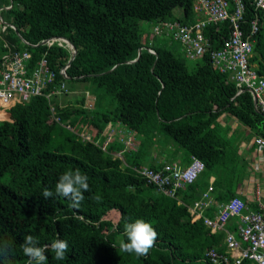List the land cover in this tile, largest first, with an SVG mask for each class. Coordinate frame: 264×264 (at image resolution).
Segmentation results:
<instances>
[{
    "label": "trees",
    "instance_id": "trees-1",
    "mask_svg": "<svg viewBox=\"0 0 264 264\" xmlns=\"http://www.w3.org/2000/svg\"><path fill=\"white\" fill-rule=\"evenodd\" d=\"M192 3L0 0V16L16 30L3 34L8 45L27 48L31 62L46 52L57 82L89 81L93 86L89 98L84 94L69 102L66 93L48 102L34 95L0 114V242L12 245L9 264H28L21 249L27 235L36 237L40 246L57 238L68 242L64 260H56L49 249L45 264H211L204 259L205 249H223V231L210 232L201 218L192 219L187 207L201 198L210 176H214L209 190L212 204L238 196L236 188L248 169L238 145L248 134L264 138V114L254 109L248 90L237 93L229 75L212 68L208 53L189 69L183 55L143 37V21L192 22ZM243 3L244 27L254 18L258 27L249 61L264 76V12L254 7L253 0ZM175 8L177 16L172 13ZM213 27L204 33L218 47L228 29L225 24L214 32ZM18 35L29 45L22 44ZM50 36L64 37L75 49L65 77L58 70L70 53L56 44H40ZM4 50L1 42L0 53ZM221 113L241 126L232 134H243L228 136L216 121ZM115 123L141 137L135 149H125L120 156L113 155L121 153L120 144L101 148L104 127ZM83 131L89 132L88 140L79 136ZM160 135L173 143L171 156L182 164L192 156L204 164L199 176L173 197L157 191L133 170L144 166ZM147 166L155 167L151 162ZM76 170L88 176L89 190L80 205L72 207L69 199L55 194V185L60 175ZM45 188L53 191V197L41 195ZM96 195L102 198L99 202L93 200ZM213 213L209 207L205 214ZM136 219L150 223L158 233L147 256L119 248L122 240L127 242L125 223ZM237 220L229 219L226 227L234 229Z\"/></svg>",
    "mask_w": 264,
    "mask_h": 264
},
{
    "label": "built area",
    "instance_id": "built-area-1",
    "mask_svg": "<svg viewBox=\"0 0 264 264\" xmlns=\"http://www.w3.org/2000/svg\"><path fill=\"white\" fill-rule=\"evenodd\" d=\"M10 5L2 8L6 9ZM253 5L264 12V0H253ZM192 12L194 18L190 23H181L175 19L152 22V37H163L178 42L183 56L189 60L199 59L208 53L212 68L228 74L235 83L237 93L243 89L248 90L252 98H255L257 110L264 114V76L259 75L249 61L253 37L258 28L257 19H252L247 27H244L243 0H193ZM225 24L228 29L226 37L218 47H215V40L207 36L204 30L208 26H214L212 30L218 32ZM11 30L16 31L12 24L0 16V34ZM18 37L22 44L29 45L20 35ZM41 42L46 46L52 44L62 46L69 53L73 51L71 43L61 36H50ZM149 43H152L151 38ZM4 47L6 50L0 53V114H3L5 108L18 101H26L34 95L43 96L50 102L54 97H60L68 92L65 81L55 80L56 73L47 64L46 52L31 62L27 48L17 49L14 45H8L6 41ZM146 49L154 54L152 48ZM66 67L65 64L58 70L62 77H65ZM84 94L89 98L87 92ZM87 106L90 107V104L88 103ZM50 110L53 112V105L50 106ZM53 119L57 121L58 117ZM118 124L106 125L105 140L101 143L102 149H105L115 136V127ZM65 127L72 130L68 125ZM129 135L124 140V144L133 147L131 146L133 135ZM79 136L85 140L90 138L89 133H80ZM253 142L259 149L264 148V138L255 136ZM117 156H120V152ZM203 169L202 161L194 156L190 157L183 167L163 162L154 168L147 165L133 168L146 183L170 197L175 196L178 188L192 183ZM210 188L211 186L202 193L200 199L187 207L192 219L201 218L210 232L223 231L224 234L223 249L206 248L204 259L211 264H240L243 260L264 264V210L248 209L238 196L212 204L208 194ZM255 193L258 195L259 191L256 190ZM209 207L214 208L212 216L202 213ZM231 218L238 219L234 229L226 227Z\"/></svg>",
    "mask_w": 264,
    "mask_h": 264
},
{
    "label": "clouds",
    "instance_id": "clouds-1",
    "mask_svg": "<svg viewBox=\"0 0 264 264\" xmlns=\"http://www.w3.org/2000/svg\"><path fill=\"white\" fill-rule=\"evenodd\" d=\"M88 176L81 174L79 170L67 171L59 176L55 185V194L69 199L72 207H78L84 200V192L89 190L87 183ZM45 199L53 197V191L45 188L41 194ZM102 198L99 195L93 200L99 202ZM124 234L127 242L123 240L119 244L122 252L135 253L136 256H147L154 247L158 233L153 226L143 219H136L134 222L125 223ZM23 254L28 258V264H45L48 257L45 255L49 249L55 254L56 260H64L69 251L68 242L57 238L50 245H39V241L32 235H27L21 244ZM12 245L7 241L0 242V257L3 264H9L8 257L12 252Z\"/></svg>",
    "mask_w": 264,
    "mask_h": 264
},
{
    "label": "crops",
    "instance_id": "crops-1",
    "mask_svg": "<svg viewBox=\"0 0 264 264\" xmlns=\"http://www.w3.org/2000/svg\"><path fill=\"white\" fill-rule=\"evenodd\" d=\"M263 97H264V92H263ZM216 121L221 127L225 128L228 136L234 131V129L238 128V125H236L235 120L229 117L228 115H226L225 113H221L217 117ZM105 130H106V126L104 127L101 133L103 137L105 136ZM115 130H116L115 136H117V134L120 135L121 132L123 135H120V137L124 136L125 132L120 124H118V126L115 127ZM254 137H255L254 135L248 134L247 137H245V139H242L239 142L238 145V152L243 156L244 160L246 161L248 169L246 171L245 178L237 186L236 193L238 194V197L244 201L248 209H251V206H255L257 207V209L264 210V148L259 149L257 147V145L253 142ZM118 153L119 151L113 153V155L117 156ZM151 154H152L151 163L154 164L155 166L163 162H167L183 167L188 163L186 162L185 164H182V160H180L179 157L174 158L173 156H170L169 159H165V158L162 159L161 156L156 155L154 148L151 150ZM213 179L214 176H210L208 178L207 188L205 189V191L208 189V187L211 186ZM256 190L259 191L258 195H256L255 193ZM210 191L208 192V194L211 199ZM206 212H208V208H206L202 213L204 215H207L205 214Z\"/></svg>",
    "mask_w": 264,
    "mask_h": 264
},
{
    "label": "rangeland",
    "instance_id": "rangeland-1",
    "mask_svg": "<svg viewBox=\"0 0 264 264\" xmlns=\"http://www.w3.org/2000/svg\"><path fill=\"white\" fill-rule=\"evenodd\" d=\"M172 13H173V15L177 16V15H179V10L177 8H175V9H173ZM3 17H4V20L8 22L7 18L4 15H3ZM151 26H152L151 21H143L141 23V29H142L143 37H146L148 40H150L149 39V37H150L152 39V42L154 45L155 44L163 45V46L167 47L168 49H170L175 55H183L181 45L178 42L173 41V40H169L168 38H163V37H157V36L152 37ZM14 35H16V37H17V34L14 33ZM1 42H4L3 34H0V43ZM196 62H199V59L189 60V59L185 58V63L189 69H191V67ZM66 85L68 88V92H67V95L65 96L64 99H65V101L68 100L69 102H74L75 99H78L81 96H83L84 92L89 91L92 93V91H93L92 90L93 86L91 85V83L89 81H68V82H66ZM236 125H238L237 122H236ZM240 128H241V126L238 125V129L236 128L237 129L236 131H238ZM123 130L125 132L124 136L120 137V135H123L121 132L120 135L117 134V136H113L112 139L109 141L110 144L116 143V144L121 145L120 147H122L123 149L121 150L120 154H123L122 152H124L125 149L126 150L130 149V148L135 149L138 140H140V138H141L138 135H136L135 132H132V131L130 132L129 130H127V128H123ZM241 132L242 131H239L237 133L234 132L235 134L234 133L233 134L235 136H238V134H240ZM83 133H84V131H83ZM129 134L133 135V138L131 137V142H132L131 146H133V147H130V146L124 144V140L126 139L125 137H127V136L129 137L130 136ZM242 134H243V132H242ZM120 138L121 139L124 138V139L121 140ZM98 140H100V138ZM104 140L105 139H103V141ZM114 140H116V141H114ZM165 143H167V144H165ZM171 146H173V143L169 140V138L165 135H160L159 140L157 141L156 146L154 148L156 155L161 156L162 159H164V158L169 159L171 156L170 155L171 154L170 152L172 149ZM159 150H162L163 153L160 154ZM151 157H152V154H150V156L145 159L146 161L144 162V165H147L148 163L151 162Z\"/></svg>",
    "mask_w": 264,
    "mask_h": 264
},
{
    "label": "water",
    "instance_id": "water-1",
    "mask_svg": "<svg viewBox=\"0 0 264 264\" xmlns=\"http://www.w3.org/2000/svg\"><path fill=\"white\" fill-rule=\"evenodd\" d=\"M40 44H43V42H40ZM72 47H73V46H72ZM74 55H75V49L73 48V51L70 53V57H69V59H68V61H67V63H66V66H68V64L70 63V61L73 59ZM138 55H139V51H138L137 56H138ZM252 102H253V107H254V109L257 110V108H256V101H255V98H252Z\"/></svg>",
    "mask_w": 264,
    "mask_h": 264
}]
</instances>
